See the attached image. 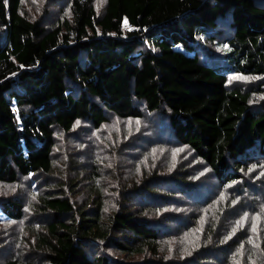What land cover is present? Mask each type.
I'll return each instance as SVG.
<instances>
[{
	"label": "trees",
	"instance_id": "16d2710c",
	"mask_svg": "<svg viewBox=\"0 0 264 264\" xmlns=\"http://www.w3.org/2000/svg\"><path fill=\"white\" fill-rule=\"evenodd\" d=\"M29 4L0 0V264H264V0Z\"/></svg>",
	"mask_w": 264,
	"mask_h": 264
},
{
	"label": "rangeland",
	"instance_id": "374dc122",
	"mask_svg": "<svg viewBox=\"0 0 264 264\" xmlns=\"http://www.w3.org/2000/svg\"><path fill=\"white\" fill-rule=\"evenodd\" d=\"M27 1V8H33L34 5H30L29 3H34L36 0H26ZM38 1H43V0H37ZM103 0H96L97 4L102 3ZM99 8V6H98ZM55 14H58L57 9L51 10L50 11V16H54ZM62 14H58L60 17ZM57 16V17H58ZM56 17V18H57ZM222 45L217 44V48L221 49ZM257 80L256 79H251L248 77L232 74L231 76L228 77V84L229 86H235L239 87L242 90L249 89L250 84L252 83L253 85H256ZM262 90L259 91L255 97L252 98V102H257L260 103L262 100H264V83L261 85ZM185 152V151H184ZM134 157L136 156L133 155ZM187 156V155H186ZM162 156L156 157V159H159ZM167 161V160H166ZM249 168L247 173L250 175V200H256V199H261L258 208L259 209H264V157H259L257 155H253L251 157V160L248 162ZM5 193H10L12 190L5 188L3 190ZM257 202V201H256ZM5 229V227H0V229ZM12 253H14L12 248H9ZM5 256H11L10 252H4Z\"/></svg>",
	"mask_w": 264,
	"mask_h": 264
}]
</instances>
